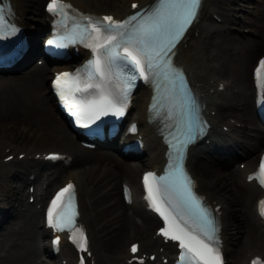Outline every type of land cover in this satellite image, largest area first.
<instances>
[{"label": "snow or ice", "instance_id": "1", "mask_svg": "<svg viewBox=\"0 0 264 264\" xmlns=\"http://www.w3.org/2000/svg\"><path fill=\"white\" fill-rule=\"evenodd\" d=\"M200 4L201 0H159L158 6L145 15H134L126 21H117L112 16L80 15L79 19L86 23L73 22L68 39L90 48L94 58L83 71L61 73L53 82L71 115L83 126L94 124L110 113L122 116L137 73L145 79L152 75L179 85L184 95L183 138L173 144L176 155L169 172L159 177L149 172L143 178L145 199L164 223L158 234L178 244L177 264H222L216 220L193 191V181L183 167L184 152L199 126L195 101L184 93L182 73L172 64L170 56L196 18ZM69 9L71 5L62 0H51L47 8L65 23L72 19ZM6 25L5 9L0 7V29ZM9 27L12 32L16 31L15 26ZM255 78L258 88L264 89V59L255 69ZM249 179H257L264 186V161ZM259 211L264 216V200L259 202ZM77 216L75 189L69 183L51 201L47 223L57 231L69 232L73 244L81 252H88V239L83 228L77 225ZM55 243L58 244L59 239ZM137 251L138 246L133 244L131 252ZM80 264H84L83 256ZM139 264H144L143 260H139ZM253 264H261V261L254 260Z\"/></svg>", "mask_w": 264, "mask_h": 264}, {"label": "bare ground", "instance_id": "2", "mask_svg": "<svg viewBox=\"0 0 264 264\" xmlns=\"http://www.w3.org/2000/svg\"><path fill=\"white\" fill-rule=\"evenodd\" d=\"M19 1L20 4L23 5H15L11 0L13 8L17 9L14 10L13 13V16L15 18L21 15L20 9L21 6H24V0ZM32 1L35 3L34 7L36 8L38 0ZM71 1L78 4L82 9L89 11H100L101 6H99V4L102 5L103 3L108 2V5L114 4L116 8H113L112 10L113 12L118 13L121 9H124L128 6L130 0ZM145 1L147 0H138V2L140 3H143ZM228 2L229 0H216V2L212 0L210 5L202 4L200 16L199 14L198 16L201 18L205 15H210L214 11L212 6L214 4L215 9L220 12L224 17L223 20L228 21L231 18L230 13H228V11L223 12L222 10V4ZM259 8H261L262 10H259L257 5H254V7L252 8L253 10H251L253 16H248L247 19L250 23L255 26V28L258 23L263 22V24L260 25V29L254 28L255 36H248L244 33L240 35L233 34L229 36L227 32H222L218 29H214L211 33L207 35L205 39L201 41L200 49L191 53V56L195 60H185L188 61L185 62L187 67L192 68L193 71H198V75H191V78L198 93L201 94V97L204 102L205 111L210 116V119L213 124L218 121L217 117L220 114H228L229 111L234 112V110H236V113L238 115H244L249 114L252 111V102L249 100L250 96L249 99H247V96L249 94L252 95L253 86V84L251 86V64L249 65V62L251 59L253 60L256 55L255 54L253 56V54L264 46V5ZM231 20H233V17L231 18ZM214 24V22H195L191 25V28L187 31L186 35H188L191 30V32L196 31L197 37L201 38L208 33V31L211 29V27L214 26ZM39 26H41V24H37V27L35 25V28L32 31H29V36L32 40L35 38V34L38 33ZM192 36V33L189 34V37ZM185 40L186 37L181 41L180 44H182ZM79 51L83 52L82 50ZM203 53L205 56L204 59L207 60V62H209L211 59L216 62V64H211L209 67L212 69V71L215 72V77L219 78L216 80L217 82H212L209 78V73L198 67L199 65H201L203 66V68H205V65L202 61L196 60L197 54L201 56ZM31 70H36L38 73L41 74L39 80L38 78H36L32 81L23 82L20 84H11L9 85V87L0 90V112H9L15 111L14 109H20V111H22L24 115L14 118L15 121H23L24 124L28 123L26 124V126L29 125L32 131L36 132L38 134V137H41V141L45 139L47 141L49 140L53 143V146L64 144V146L68 150L75 152L76 148L74 147V145L67 143L70 142L68 131L65 125H63V123L61 122L60 118L57 116L56 108L55 106H53L51 100H48L47 98L46 102L36 100L39 98L42 91L39 83L43 80V73L46 71V69L35 65ZM12 76L14 80L26 77V69L19 70ZM3 78L5 77L0 76V80ZM219 82L223 84L224 90H229L230 92V94L224 95L223 99L220 98V92L222 90L217 88ZM146 94L147 89H145L144 92V95ZM213 95L219 97L218 102H214L215 97H213ZM232 97H235L237 101L239 100L238 104L230 102ZM217 104H219V106L216 107L215 112L214 106ZM1 114L2 113H0V115ZM14 120H10L9 124H5V128L13 127L15 123ZM232 128H234V126ZM252 130L253 132H255L256 129L252 128ZM9 134H11V132L8 131L1 133L0 141L4 140L3 138L8 136ZM251 149H254V147L251 146ZM199 151L202 150H197V152L195 153V158L193 159V163L197 167L201 168L204 167L197 165L196 162H200L202 164L209 163L213 166H217L221 165L220 163H225L228 156L230 155L227 150H221L219 152V157L221 161L214 162L210 158H208L209 154H207L208 156H206L205 158L200 159L198 157ZM113 158L114 157L111 156V152L108 149L100 148L98 150L89 151L88 153L83 154L81 156H74L71 160V164L76 170L73 180L76 184H79L78 187L81 215L85 217L88 214L85 217L84 221L87 223L89 228L91 227V225L97 224L93 222L92 216L96 215V218L102 217L103 215L97 214H105V212L111 210V207L115 209L121 204L117 194L115 196L116 206L112 205L110 207V204H108L107 202L105 205L104 201H107L108 196L114 195L115 193L114 191L105 192L104 189L106 188V185L100 187L99 184L105 182L106 179L121 176H127L129 179L132 178L133 180V176H136L137 174V171L135 169H132L127 164H125L126 162L121 165L115 162L116 159L114 158V160ZM14 163L15 166L13 164L10 165L8 162H6L5 166L7 167V170L3 169L4 172L1 175V177H4L5 179L4 185L7 187V194L4 195L2 198L9 203V206L2 215V217L0 216V239H2V237H4L5 235L4 242L8 243L9 245L8 248H3L4 252L0 255V264H23L24 260H26L29 255V251L24 246V242L21 239L23 238V235L25 237H29L30 235L35 236V234H37V226L35 225L36 217L35 219H33V214L30 211V205L28 206V203H24L25 205L21 208V210H18L17 208L19 204L23 203V187L22 189H16L14 196L10 195L8 190L11 185H13V188H17L19 186L15 182L19 180L20 173L22 171H26L29 168L26 162L24 163V165L21 166H19L16 162ZM16 166H19V168L17 169ZM11 168H13L14 170L10 171ZM208 174L209 176L207 177L212 178V182H214L216 178L212 175L213 172H208ZM235 174L237 175V173L229 172V174H227V177L231 180L226 179L222 181L220 187H217L216 185H208V188L213 189L210 192L212 198H218V194V196L225 201V205L228 210L231 211L232 214H234L233 217H239V219L236 218V221L239 223V228L237 226L236 233L238 234L241 229L245 234H247V231L253 233V229L256 227V221L253 217L252 211L249 208V199L250 196H252L253 194V190H251L252 187L248 183L243 185L240 184V190L237 196L236 190L233 187H235L236 184L240 183V180L239 178L237 180L234 179ZM13 175H17L18 178H13ZM205 186L207 187V185ZM221 187L223 188L222 190L220 189ZM231 191L235 193L234 197L232 196ZM85 194L88 199L89 205H86ZM5 203L6 202H4V204ZM4 216H11L12 218L7 217L3 219ZM11 219H14V221L17 222L16 229L14 228L12 230L11 227L13 226V222H11ZM145 219H147V222H145V226H148V220H152V217L145 215ZM99 220V218L96 219V222ZM115 220L117 221L118 225H120L119 229L123 230L124 228L122 226L125 225V217L121 212ZM30 221L33 224H31ZM26 222L28 223L27 225ZM127 223L130 224L128 220L126 221V224ZM105 224H108L106 220L104 221L103 225H96L92 229V231L100 233L101 231L106 230L107 226L104 227ZM232 228H234V226H232ZM109 235L111 237L114 236L112 232L109 233ZM101 236L97 238L96 244H92L93 249L98 248L97 245L99 246L102 243V241L100 240ZM120 236L121 238H119L118 235V238L116 237L113 239L112 242L116 241L113 244L118 245L119 241H122L124 237L126 238V235L123 233H121ZM251 237L253 239H257V237H259V231L258 235L255 236L254 234H252ZM4 242L0 240V247H3ZM113 244L112 246H115ZM242 244L244 245L242 246ZM241 246L243 248V251L239 252L237 256L234 257V259L232 260L234 264H243L245 256L247 255L248 257L249 255H251V253L260 252L259 254H264L263 248H258L259 250H257V248H255L248 241H244L243 243H241ZM101 257L103 258L102 255ZM112 260L115 259L113 258ZM40 263H44V261L42 259H39L37 264ZM97 264H103V262L101 260H98Z\"/></svg>", "mask_w": 264, "mask_h": 264}, {"label": "rangeland", "instance_id": "3", "mask_svg": "<svg viewBox=\"0 0 264 264\" xmlns=\"http://www.w3.org/2000/svg\"><path fill=\"white\" fill-rule=\"evenodd\" d=\"M27 3H25V7H27V8H31V9H35V7L33 8L32 7V2H31V0H29V2H28V0H25ZM241 1V0H240ZM244 3H247V6L249 5H251L250 3H249V0H242ZM252 2H254V3H252V6L250 7V8H253L254 7V5L256 4V1H252ZM38 3V2H37ZM39 3H40V0H39ZM108 2H106V3H103L102 5H100L99 4V6H101L102 8H109V7H112V8H116L115 6H114V4H111V5H108L107 4ZM239 1L238 0H234V1H232L231 2V7H230V9H231V11H232V13H234V12H237L238 10H236V8H237V6L239 5ZM249 3V4H248ZM28 4V5H27ZM259 7H261V6H259ZM111 8V9H112ZM251 10H253V9H250L249 11L247 10V11H238L237 13H241V14H239V16L240 17H236V16H234V15H231V13H230V16H231V18H232V16H234L233 17V20H231V18L229 19V21H227V20H225L226 22H229V23H234V24H236V25H240V23H239V21H236L237 20V18H239V19H242V21H243V23L242 24H244V25H249L251 28H250V30H249V32H247V33H244V34H246V35H248V36H255V32H254V28H255V26L252 24V23H250L247 19H248V16H253V13H252V11ZM240 22H241V20H240ZM263 24V22H261V23H258L257 24V26H256V28L255 29H260V25H262ZM243 25V26H244ZM258 27V28H257ZM236 31V29L235 30H233V31H231V33H229V32H227V34L229 35V36H231V35H233V34H238V35H240V34H242V32H237ZM264 49V46L261 48V49H259L260 51H262ZM257 51V52H255L254 54H253V56L255 55V54H257L258 52H260V51ZM252 63V59L250 60V62H249V65ZM217 79H219L218 77H217ZM229 91V90H228ZM249 96H250V94L247 96V99H249ZM232 100H237V99H235V97H232V99H231V101ZM250 100V99H249ZM239 101V100H238ZM15 111H9V112H6V111H1L0 113H2L1 115H0V134L1 133H3V132H5V131H8V132H11V134H14V132H15V129H16V127L17 126H21V127H23V128H25L26 130L24 131V134L23 135H25V137L27 138V141L26 142H28V141H33V144H35L36 146H39V145H42V144H45L46 142H47V140L45 139V140H42L41 141V137H38V134L36 133V132H33L32 131V129L30 128V126L29 125H27L26 126V124H28V123H26V124H24V122L23 121H15L14 120V118H17L18 116H23L24 114H23V112L22 111H20V109H14ZM230 113V112H229ZM231 113H236V110H234V112H231ZM25 118V117H24ZM10 120H14L15 121V123H14V125H13V127H11V128H5V124H9L10 123ZM26 120V119H25ZM28 131V132H27ZM29 132L35 137L34 139L32 138L33 136H29ZM4 138H6V137H4ZM3 138V139H4ZM23 139V138H22ZM38 145H37V144ZM54 146H56V145H54ZM13 178H18L17 177V175H13ZM237 196H238V194H236ZM233 197L235 196V193L233 192V195H232ZM85 199L87 200L86 202H88V199H87V197H86V194H85ZM250 199H251V196H250ZM250 199H249V203H250ZM106 200L104 201V204L106 205ZM109 204V203H108ZM86 205H89V202H88V204H86ZM92 212V211H91ZM112 223H115L116 225H114V228L113 229H111L110 231H108L107 232V234H109V233H111L112 232V234L114 235V236H112V237H114V238H118V235H119V238H121V236H120V234L122 233V231L124 230H120L119 228H120V225H118V223H117V221L116 220H114ZM105 226H111L110 225V223H108V224H105L104 225V227ZM120 233V234H119ZM124 233V232H123ZM125 234V233H124ZM113 238V239H114ZM113 239H112V241H113ZM111 241V242H112ZM121 241H119V243H120ZM107 243V242H106ZM244 244H242V246H243ZM104 247L105 248V244L102 242L99 246L97 245V247ZM108 246H112V244H110V245H108ZM257 250H259V249H257Z\"/></svg>", "mask_w": 264, "mask_h": 264}]
</instances>
